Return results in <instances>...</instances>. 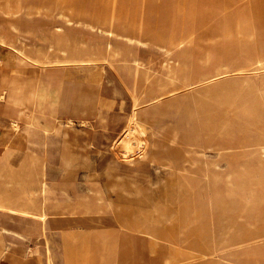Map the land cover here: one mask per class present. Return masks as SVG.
Listing matches in <instances>:
<instances>
[{"label": "rangeland", "instance_id": "374dc122", "mask_svg": "<svg viewBox=\"0 0 264 264\" xmlns=\"http://www.w3.org/2000/svg\"><path fill=\"white\" fill-rule=\"evenodd\" d=\"M0 55V79L62 98L44 143L50 206L63 207L34 240L37 264H65L62 232L79 264H264V0H0ZM183 77L193 85L166 94ZM229 89L241 109L223 99ZM149 91L164 98L137 104ZM152 111L150 135L190 144L199 169L135 158L130 189L115 139ZM130 145L152 152L147 138Z\"/></svg>", "mask_w": 264, "mask_h": 264}, {"label": "crops", "instance_id": "0c3cea01", "mask_svg": "<svg viewBox=\"0 0 264 264\" xmlns=\"http://www.w3.org/2000/svg\"><path fill=\"white\" fill-rule=\"evenodd\" d=\"M2 61L3 57L0 55V63ZM189 80L192 83V80ZM180 87L179 84L174 89L171 88V91L169 90L166 94L172 95ZM237 90L235 92H238ZM30 92L33 96L36 93H39L41 96L33 98ZM43 94H48V96L43 98ZM28 95L31 98L30 100H28L29 98L26 99ZM162 98H164L163 93L149 91L145 92L141 99L139 98L140 100L137 104L154 106ZM29 102L33 103L29 104ZM35 103L38 105H35ZM61 104L62 98L60 95L57 92L47 89L45 86H39L26 79H19L12 75L8 78L0 79V196L3 197L6 195L8 198L13 197L12 203L15 207L27 206L25 199L28 198L29 188L31 186H38L41 181L47 182L50 186V156L45 148L44 142L47 138L49 139L53 128L56 126L57 107ZM233 107L237 110L241 109L236 102H234ZM32 111L36 112L38 123L29 122L27 114ZM159 114L158 111H152L149 116L153 120L149 121L147 119H136L132 115L120 127L115 139L116 155L114 168L118 170L117 179L120 183L126 184L130 189L136 184V181L138 182L140 180V172H142L141 165H137L133 169L134 159L142 160L146 158L148 161V158H139L137 150L139 146L134 147L130 145L133 151L126 153L124 144L140 143L145 139L143 136L150 133L153 126L158 122ZM134 122H137L139 129L144 132L143 135L139 133L132 137L129 136V130ZM129 138L133 139L130 140ZM166 141L160 139L159 143L164 144ZM131 153L135 155L133 156ZM56 159L59 173H65L68 163L67 143L65 138L61 139L60 136L57 140ZM194 159L193 167L199 169V155H195ZM36 173L37 177L35 176ZM13 179L16 182H13ZM31 200L34 201L33 199ZM37 202L40 203L41 212L45 213L43 214L44 219L36 213L33 215H25L18 210H14L15 212H13L12 210L0 208V264H37L33 257L37 253L33 247L34 240L49 238L50 217L53 214L60 213L59 209L55 210L52 208L53 206H50V192L38 196ZM142 232L146 233L148 231ZM62 234V241L66 238L74 240L71 233L62 232ZM74 243L68 249L69 251L64 249L65 264H79L77 263L76 255L74 256L72 251ZM83 262L86 263V261Z\"/></svg>", "mask_w": 264, "mask_h": 264}, {"label": "bare ground", "instance_id": "6f19581e", "mask_svg": "<svg viewBox=\"0 0 264 264\" xmlns=\"http://www.w3.org/2000/svg\"><path fill=\"white\" fill-rule=\"evenodd\" d=\"M51 3H54V2H51ZM53 5V4H52ZM55 6V5H54ZM49 7V6H48ZM46 8V7H45ZM50 8V7H49ZM55 8V7H54ZM48 9V8H47ZM50 10V9H49ZM53 10V9H52ZM43 12V11H42ZM49 12V11H48ZM101 23V22H100ZM91 28V27H90ZM145 31V30H144ZM143 31V32H144ZM111 35V34H110ZM127 40V39H126ZM173 83V82H172ZM193 85V83H191V81L187 78V77H183L181 80H180V88L178 89L179 91H184L186 89H188L189 87H191ZM36 87V86H34ZM31 89V88H30ZM174 89V87L172 88ZM32 90H34L32 88ZM44 90V89H43ZM177 90V91H178ZM31 91V90H30ZM171 91V90H170ZM31 93V92H30ZM35 93V91H34ZM44 93V92H42ZM177 93V92H176ZM32 94V93H31ZM49 94V93H48ZM48 94H43L42 97L45 98V96H48ZM175 94V93H174ZM235 94H238V92H233L231 89H229V91H227L226 93L223 94V99L227 102H229V105H234V101L233 99L228 101L230 99V96L232 95L233 97H236L237 95ZM146 95V94H145ZM148 95V94H147ZM146 95V96H147ZM173 95V94H172ZM240 95V94H239ZM33 96V94L31 95ZM35 96V97H34ZM33 96V98H36V97H40L41 95H39V93L35 94ZM149 96V95H148ZM231 96V97H232ZM26 97V96H25ZM142 97V96H141ZM140 97V99H141ZM208 97V96H207ZM29 98V95L26 99ZM24 99V98H23ZM31 98H29L28 100H30ZM139 99V100H140ZM27 100V101H28ZM37 100V99H36ZM26 101V100H25ZM34 101V100H33ZM92 101V100H91ZM31 102H29L30 104ZM33 103V102H32ZM31 103V104H32ZM41 104V103H40ZM28 105V103H27ZM35 105H38L35 103ZM37 108V107H36ZM86 108V107H85ZM195 108L197 109V111L199 112L200 115H203L202 113V107H201V102L200 100H197L195 102ZM28 116V119H29V122L30 123H38L37 121V117H36V112L35 111H32L30 113L27 114ZM26 118V117H25ZM159 122V121H158ZM158 122L154 125V126H157L158 125ZM37 125V124H36ZM33 126V125H32ZM133 128L131 131H129V136L132 137L136 132L138 131L139 133H142L144 134V132L141 131V129H139V127L137 126V122H134L133 123ZM153 126V128H154ZM152 130V129H151ZM148 139V142H149V146L153 152L151 151H146V148H142L141 146L137 147V150H138V154H139V158L140 157H147L148 158V161L149 162H156L158 164H160L161 166L163 167H167V168H177L179 170H182L184 169L186 165H188L189 167H193L194 166V157L195 155H198L197 152H194L191 148V145L190 144H186V145H168V144H165L167 141L169 142H172L171 140H167L164 144H160L159 143V139L155 138L153 135H150V133H148L147 135L145 134V139ZM130 140L133 139V138H129ZM259 148V147H258ZM124 149H125V152L128 153V152H132L133 151V148L130 146V144H124ZM174 149H180L179 151L183 150L184 152V156H168V150H171V151H174ZM158 151V152H157ZM163 151L165 152L166 151V154H161L163 153ZM260 151V150H259ZM263 152V151H262ZM216 153V152H215ZM159 154H161L160 156H158ZM217 154V153H216ZM260 157V156H259ZM222 158V157H221ZM261 158H264V157H261ZM131 159V158H130ZM216 159V158H215ZM218 160V159H217ZM152 165V164H151ZM216 165V164H215ZM156 171V170H155ZM158 171V170H157ZM156 171V172H157ZM170 172V171H169ZM35 176L37 177V173L35 174ZM254 177V176H253ZM22 178V177H21ZM249 179V178H248ZM10 180V179H9ZM8 180V181H9ZM229 181V180H228ZM13 182H16L14 179H13ZM12 183V182H11ZM10 183V184H11ZM4 184V183H3ZM9 184V183H8ZM16 184V183H15ZM17 186V185H16ZM24 186V185H23ZM22 186V187H23ZM51 187L48 185L47 182L45 181H41L39 182L38 186H34V187H30L29 188V193H28V198L25 199L26 201V207H15L13 206V200L12 198H8V196H0V208H3V209H8V210H12L13 212H15L14 210H18L19 212H21L22 214H28V215H33L34 213H36L37 215H39L42 219H44V215L45 213H42L41 212V206H40V203L37 202V197L38 196H42V195H45L47 194L48 192L51 193ZM88 191V190H87ZM11 192V191H10ZM56 192V191H55ZM20 193V192H19ZM15 195V194H14ZM20 197V196H19ZM24 197V196H23ZM63 197V196H62ZM31 199H33L34 201H32ZM22 200V199H21ZM45 200V198H44ZM20 201V200H19ZM19 201H18V204H19ZM21 202V201H20ZM63 205L62 203H60L59 205H54L52 208L57 210L59 209V211H61ZM44 234V233H43ZM51 236V235H50ZM51 240V239H50ZM52 241V240H51ZM75 240L71 239V238H66V239H63L62 243H63V246H64V249L66 251H69L68 249H70V246H72V243L74 242ZM54 243V242H53ZM46 244V242H45ZM48 246V245H47ZM46 246V247H47ZM50 246V245H49ZM53 248V247H52ZM54 259V258H53Z\"/></svg>", "mask_w": 264, "mask_h": 264}]
</instances>
